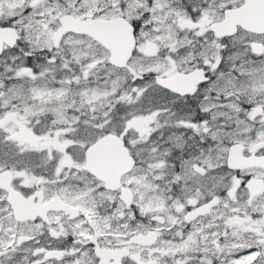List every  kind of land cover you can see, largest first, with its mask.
Returning a JSON list of instances; mask_svg holds the SVG:
<instances>
[{
    "label": "snow or ice",
    "instance_id": "1",
    "mask_svg": "<svg viewBox=\"0 0 264 264\" xmlns=\"http://www.w3.org/2000/svg\"><path fill=\"white\" fill-rule=\"evenodd\" d=\"M0 264H264V0H0Z\"/></svg>",
    "mask_w": 264,
    "mask_h": 264
}]
</instances>
